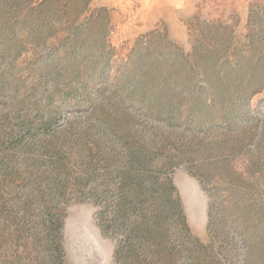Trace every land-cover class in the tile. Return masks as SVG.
I'll return each mask as SVG.
<instances>
[{
	"label": "rangeland",
	"instance_id": "1",
	"mask_svg": "<svg viewBox=\"0 0 264 264\" xmlns=\"http://www.w3.org/2000/svg\"><path fill=\"white\" fill-rule=\"evenodd\" d=\"M0 264H264V0H0Z\"/></svg>",
	"mask_w": 264,
	"mask_h": 264
},
{
	"label": "trees",
	"instance_id": "2",
	"mask_svg": "<svg viewBox=\"0 0 264 264\" xmlns=\"http://www.w3.org/2000/svg\"><path fill=\"white\" fill-rule=\"evenodd\" d=\"M39 128H40V130L48 132L52 128L51 122H49V120H48V122H40ZM23 131L26 135L31 133L30 132L31 129L29 128V126H25L23 128ZM151 183H152V181H150V184ZM162 197L160 200L162 204H165L166 206H168V205L173 206V204H175V201L171 200L167 195H162ZM167 213L168 212H165L164 209H159L156 213H154V216L151 218H147V216L143 213L141 216V221H139L138 223H135V225H133V227L131 228V232L133 234H136V230L141 228L142 230L147 231L149 235H154L156 230H158L159 227L163 226V223H165V220H167V218L169 216ZM156 220H158V222H155ZM154 222H155V224H154ZM132 239L134 241H132ZM149 242H150L149 237L141 236V235H138V236L137 235H134V236L129 235L126 239L125 247H127L128 250H131L132 248L139 249V247L143 250H146L147 247H144V246H145V244L148 245Z\"/></svg>",
	"mask_w": 264,
	"mask_h": 264
}]
</instances>
